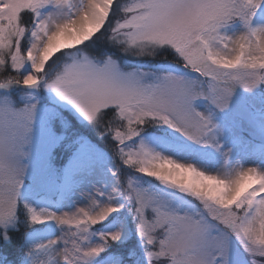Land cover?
Segmentation results:
<instances>
[{"label":"snow or ice","instance_id":"1","mask_svg":"<svg viewBox=\"0 0 264 264\" xmlns=\"http://www.w3.org/2000/svg\"><path fill=\"white\" fill-rule=\"evenodd\" d=\"M0 264H264V0H0Z\"/></svg>","mask_w":264,"mask_h":264},{"label":"rangeland","instance_id":"2","mask_svg":"<svg viewBox=\"0 0 264 264\" xmlns=\"http://www.w3.org/2000/svg\"><path fill=\"white\" fill-rule=\"evenodd\" d=\"M174 158H175V157H174ZM181 162H191V161H181ZM201 170H203V169H201ZM209 174H213V175H215V174H217V170H215V169H210V170H209ZM63 210H64V211H69L68 208H64ZM115 216H116V214H113V217H115ZM113 217H110V218H109V221L106 222V224L109 223V222H111V220L113 219Z\"/></svg>","mask_w":264,"mask_h":264},{"label":"trees","instance_id":"3","mask_svg":"<svg viewBox=\"0 0 264 264\" xmlns=\"http://www.w3.org/2000/svg\"><path fill=\"white\" fill-rule=\"evenodd\" d=\"M4 254H5V255H8V253H7V252H5ZM9 258H10V259H13V257H12V256H9Z\"/></svg>","mask_w":264,"mask_h":264},{"label":"bare ground","instance_id":"4","mask_svg":"<svg viewBox=\"0 0 264 264\" xmlns=\"http://www.w3.org/2000/svg\"><path fill=\"white\" fill-rule=\"evenodd\" d=\"M246 166H250V165H246ZM218 174V173H217Z\"/></svg>","mask_w":264,"mask_h":264}]
</instances>
